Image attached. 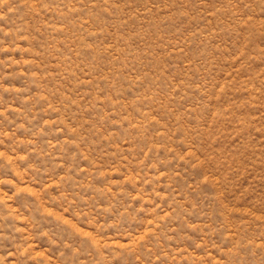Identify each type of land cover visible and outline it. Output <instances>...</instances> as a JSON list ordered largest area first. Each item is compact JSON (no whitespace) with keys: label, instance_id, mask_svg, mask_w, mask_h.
<instances>
[{"label":"rangeland","instance_id":"obj_1","mask_svg":"<svg viewBox=\"0 0 264 264\" xmlns=\"http://www.w3.org/2000/svg\"><path fill=\"white\" fill-rule=\"evenodd\" d=\"M0 264H264V0H0Z\"/></svg>","mask_w":264,"mask_h":264}]
</instances>
